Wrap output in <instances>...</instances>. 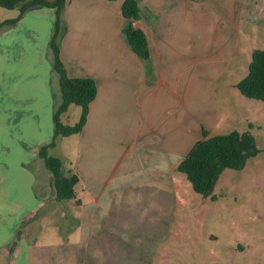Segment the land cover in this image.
Here are the masks:
<instances>
[{"label": "crops", "instance_id": "crops-1", "mask_svg": "<svg viewBox=\"0 0 264 264\" xmlns=\"http://www.w3.org/2000/svg\"><path fill=\"white\" fill-rule=\"evenodd\" d=\"M138 1L141 11L134 24L146 33L148 59L126 39L122 0H68L63 9L65 30L59 49L66 72L92 77L97 86L82 130L71 134L76 150L64 153L59 136L48 148L50 154L63 157L65 172L79 175L76 198L81 202L72 198L78 209L69 214L47 207L50 200L61 201L55 200L52 175L37 153L38 146L52 138L54 110L61 99L49 47L55 8L29 7L16 23L0 28V264L95 261L102 255L93 239L96 230L115 227L93 225L96 210H86L85 201L96 207L101 202V215L111 213V193L116 189L125 194L115 186V172L120 167L126 171L133 159L142 175L129 178L135 183L130 188L153 196L171 188L178 192V177L184 175L177 164L183 154L202 137L203 129L208 135L218 134L212 129L229 116L225 90L242 99L236 91L241 73L225 76L221 87L226 89L217 96L214 85L238 53L241 32L264 26V13L259 15L263 3ZM209 8L216 9L219 18L213 31L208 26ZM9 12L0 6V20L16 13ZM211 32L219 45L210 43ZM261 47L253 44L250 50ZM73 104L68 116L77 108ZM51 216L63 239L57 245L40 237ZM67 232L72 233L71 243Z\"/></svg>", "mask_w": 264, "mask_h": 264}, {"label": "rangeland", "instance_id": "rangeland-1", "mask_svg": "<svg viewBox=\"0 0 264 264\" xmlns=\"http://www.w3.org/2000/svg\"><path fill=\"white\" fill-rule=\"evenodd\" d=\"M243 2L264 4V0H240V3ZM5 10L10 11L9 16L14 14L13 10ZM215 12L216 9L209 8L208 26L212 31L218 28L215 21L219 18ZM244 23L242 21V26ZM250 31L241 32L238 53L226 66L225 75L215 83V94L226 89L221 87L225 76L234 78L238 73L242 76L247 73L252 52L250 48L253 44L262 46L264 26H252ZM211 37L210 43L215 41L213 32ZM215 43L219 45V41ZM225 91V102L231 111L215 125L212 132L248 129L254 135L259 151L248 157L242 168L226 167L206 196L196 192L185 178L186 174L180 171L184 177H178V192L174 193L171 188L161 191L159 196L156 193L155 196L149 195V192L144 193L139 188H130L135 183H130L129 178L142 175L135 159L126 171L120 167L115 172V177L119 176L116 178L119 185L115 186H121L125 194H118L116 189L111 193V213L101 215L105 209L101 202L96 207L95 202L89 203L84 199L86 210H96L93 225L115 227L114 231L106 228L96 230L93 239L102 255H97L95 261L87 258L86 264H264V101L245 96L237 88L242 99L229 89ZM73 105L77 108L71 109L69 116L67 113L64 117L71 124L78 120L81 111L78 104ZM59 137L64 153L68 151L72 155V150L77 148L74 145L76 137L71 134ZM78 187L76 185L75 189L79 190ZM81 195L88 198L85 193ZM71 199L55 198L61 202L50 200L47 207L73 213L78 206L73 205ZM50 219L51 223L47 224L40 237L48 241L47 244L57 245L63 239L52 223L55 217ZM104 234L107 241H103ZM71 235V232L66 233L70 236V243ZM68 245L72 248V244Z\"/></svg>", "mask_w": 264, "mask_h": 264}, {"label": "trees", "instance_id": "trees-1", "mask_svg": "<svg viewBox=\"0 0 264 264\" xmlns=\"http://www.w3.org/2000/svg\"><path fill=\"white\" fill-rule=\"evenodd\" d=\"M68 0H0V6L13 9L16 13L0 20V28L16 23L24 12L35 5L55 8V20L50 36L49 47L53 68L59 75L61 99L54 110V133L50 141L38 146L37 153L52 175L55 198L58 200L76 198L75 186L79 181L76 171H64L63 159L50 154L48 148L56 143L59 135H70L82 130L88 116L90 102L97 92L96 82L88 76H69L60 58L59 43L65 30L63 9ZM141 7L138 0H122L121 12L124 16L123 31L133 50L144 59L150 55L145 31L134 24L139 18ZM236 87L245 96L264 101V48H254L248 64L247 73L236 82ZM78 104L80 116L75 123L64 120L70 104ZM259 148L250 130L232 129L227 133L203 136L181 157L178 170L184 172L192 188L203 196L210 194L212 187L226 167L242 168L248 157L256 154ZM80 203V199H75Z\"/></svg>", "mask_w": 264, "mask_h": 264}]
</instances>
